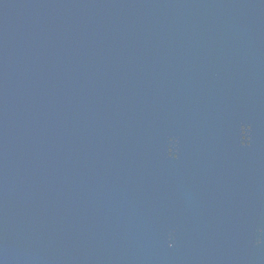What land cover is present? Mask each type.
I'll use <instances>...</instances> for the list:
<instances>
[{
	"label": "water",
	"instance_id": "95a60500",
	"mask_svg": "<svg viewBox=\"0 0 264 264\" xmlns=\"http://www.w3.org/2000/svg\"><path fill=\"white\" fill-rule=\"evenodd\" d=\"M0 264H264V0H0Z\"/></svg>",
	"mask_w": 264,
	"mask_h": 264
}]
</instances>
